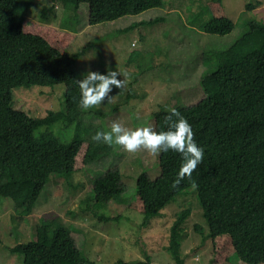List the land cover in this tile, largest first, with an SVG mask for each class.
<instances>
[{"label":"trees","instance_id":"1","mask_svg":"<svg viewBox=\"0 0 264 264\" xmlns=\"http://www.w3.org/2000/svg\"><path fill=\"white\" fill-rule=\"evenodd\" d=\"M56 1L74 8L86 3L90 25L163 4V0ZM32 3L0 0V195L10 198L17 212L14 227L31 213L51 174L80 171L110 150L109 145L92 139L98 128L81 120L83 109L76 81L87 73L75 72L67 50L75 32L50 27L46 10L38 20L28 17L26 11ZM245 7L251 10L255 5L247 3ZM209 9L201 31L223 35L234 29L222 0H210ZM163 19L157 16L141 22L153 24ZM246 23L248 31L229 47L203 58L213 69L201 80L204 96L200 100L162 106L153 112L154 130L159 132L168 130L165 117L170 109H176L191 125L197 145L204 150L203 161L191 178L185 177L173 187L182 156L172 150L160 152L159 174L150 178L145 172L139 173L129 203L147 216L156 215L176 194L195 183L216 264L230 260L233 253L246 263L264 264V22L252 17ZM172 26L178 28L175 23ZM95 71L107 73L105 69ZM57 83L65 85L62 108L57 111L35 117L12 104L13 88ZM55 122L74 128L70 140H61L47 130L37 132ZM92 189L91 200L96 207L119 199L123 191L120 169L96 175ZM189 214V208L180 210L169 228L166 249L176 264H184L182 224ZM11 250L22 254V264H94L76 246L70 228L57 219L40 218L35 237L15 244ZM112 264L154 263L146 258L118 259Z\"/></svg>","mask_w":264,"mask_h":264},{"label":"rangeland","instance_id":"2","mask_svg":"<svg viewBox=\"0 0 264 264\" xmlns=\"http://www.w3.org/2000/svg\"><path fill=\"white\" fill-rule=\"evenodd\" d=\"M209 1L163 0L162 6L94 25L87 24L86 3L74 8L56 0H33L26 15L38 20L46 10L50 27L75 32L67 50L76 73L105 69L130 74L126 88L113 87L109 94L113 97L111 102L105 100L97 107L83 110L82 121L104 132L110 131L113 122L130 130L144 126L154 129L153 112L160 107L178 102L194 104L204 96L201 80L213 69L205 65V56L226 49L248 31L246 21L250 18L264 21V0H222L234 29L223 35L205 33L200 26L210 15ZM247 3L255 5L253 10L245 7ZM157 16L164 19L153 24L141 22ZM118 79L125 77L121 75ZM64 89L63 83L19 86L12 90V104L31 116L43 117L48 110L62 108ZM42 130L61 140H70L74 128L55 122L41 126L37 132ZM116 167L121 171L123 185L119 199H111L102 208L94 206L93 178ZM141 172L150 178L159 174L158 154L143 149L128 153L112 145L108 154L80 171L51 174L31 213L20 219L16 227L13 203L0 195V264H22V254L11 247L33 239L40 218L57 219L67 225L76 246L94 264L146 258L154 264H176L166 246L170 225L184 208L190 209L182 224L180 251L184 264H216L212 261L208 225L196 189L190 186L181 190L158 214L147 216L129 204ZM102 214L110 218H100ZM229 259L221 264H250L236 253Z\"/></svg>","mask_w":264,"mask_h":264},{"label":"clouds","instance_id":"3","mask_svg":"<svg viewBox=\"0 0 264 264\" xmlns=\"http://www.w3.org/2000/svg\"><path fill=\"white\" fill-rule=\"evenodd\" d=\"M121 75L125 79H118ZM129 82L128 72L108 70L106 74H101L88 71L84 78L76 81L80 90V107L88 110L101 105L105 100L111 102L113 97L109 94L113 87L121 90L126 88ZM165 123L168 130L157 132L147 126L130 130L118 122H113L110 131H98L92 139L109 146H120L128 153H136L143 149L153 155L169 150L181 154L182 164L173 184V187H177L185 177L191 178L192 173L203 161L204 150L197 145L191 125L176 109H170V114L165 117ZM192 187L195 190L197 185L193 183Z\"/></svg>","mask_w":264,"mask_h":264}]
</instances>
